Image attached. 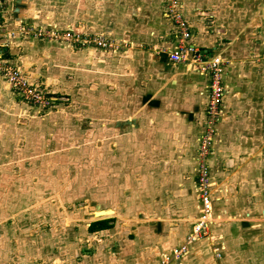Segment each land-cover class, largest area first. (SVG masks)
Segmentation results:
<instances>
[{
	"label": "rangeland",
	"instance_id": "obj_1",
	"mask_svg": "<svg viewBox=\"0 0 264 264\" xmlns=\"http://www.w3.org/2000/svg\"><path fill=\"white\" fill-rule=\"evenodd\" d=\"M160 2L2 0L6 33L29 35L36 43L29 53L19 40L0 42V264H248L264 256L249 246L251 225L264 226V123L260 134L253 132L248 107H242V119L235 105L226 107L202 156L206 102L193 119L172 105H138L136 90H123L122 79L105 81L103 68L88 60L81 76L72 70L51 74L47 88L36 75L47 66L42 47L51 53L67 45L72 51L91 47L102 51L103 64L109 58L121 65L122 52L131 47L124 41L130 11L148 19L152 13L157 21L151 27L160 30ZM162 4L171 27L174 14L185 20L180 0L169 11L167 0ZM84 25L86 35L78 39L101 36L106 46L64 36L80 35L75 28ZM9 67L47 102H29L18 93L5 74ZM202 167L211 193L219 195L216 220L205 236L187 244L200 212ZM108 208L110 215L93 214ZM99 219L111 227L89 231ZM223 229L230 232L221 253L216 234Z\"/></svg>",
	"mask_w": 264,
	"mask_h": 264
},
{
	"label": "crops",
	"instance_id": "obj_2",
	"mask_svg": "<svg viewBox=\"0 0 264 264\" xmlns=\"http://www.w3.org/2000/svg\"><path fill=\"white\" fill-rule=\"evenodd\" d=\"M160 1L157 15L159 23L156 24L159 27L163 24L164 27L160 30L151 27V24L157 21L152 17V13L148 19L142 14L130 11L132 19L128 28L129 35H126L124 41L129 42L131 47L122 52L121 65L116 60L109 58L103 64L102 51L97 52L91 47L72 51L68 45L69 48L64 44V50L52 49V53L49 49L44 50V47L39 48L43 54L47 53L45 73L38 74L36 72V75L43 77L41 83L45 85L44 88L48 87L47 80L51 74L72 70L76 77L81 76L83 70L89 65L88 60L92 61L90 67L99 64L100 69L103 68L105 81L114 84L115 81L119 82L122 79L123 90H125L124 85L136 90L137 97L134 98L136 99L134 103L138 105L146 104L154 108L160 105H172L179 108L177 114L180 116L183 115L189 119H193L195 115L196 117L201 116L199 115L201 114V105L207 99L208 76L197 71L191 65L173 63L168 60L167 52L176 43L175 26L171 27L168 24L166 14L162 12V0ZM180 4L189 28V41L208 55H214L224 61L221 75L224 108L220 119L224 118L226 107H230V105L236 106L234 113L242 119V107L246 109V106L251 112L249 119L251 130L260 134L262 131L260 127L264 123V0H227L224 2L222 0H180ZM4 11L2 9L0 14V42H6L9 46L19 40L22 47L27 44L29 53L30 51L34 52L35 46H31V43L33 41L35 44V39L27 37L29 35H24L19 39L18 35L9 36L6 33V28H3ZM141 18L145 19L147 23H140ZM126 21L125 19V22L120 25L125 26L128 22ZM86 26L75 28L80 31L78 32L81 33L80 35L76 34V31L74 33L79 36L86 35V32L83 31L89 27ZM89 29L92 27L90 26ZM110 31L115 32L109 30L106 32L107 36L111 35ZM165 37L167 38L162 41ZM95 56H97L96 59ZM34 62L35 60L32 61V63ZM57 62H59L58 65ZM26 79L28 80L27 75ZM50 96L53 101L56 100L55 94ZM240 121L238 120V122ZM232 127L234 126L231 124L230 128L232 129ZM212 196L215 210L214 200H217L219 195L213 193ZM99 210H103L105 216L113 212L112 209L110 211ZM262 215L264 217V211H262ZM233 228L237 234L241 233V227L234 226ZM251 228L249 246L252 253L256 251L258 255L260 251L264 253V226L255 224L251 225ZM229 232V230L223 229L216 234L218 242L215 249H220L221 253L226 248L225 243L229 239ZM192 245L195 246L194 243ZM221 253L219 254L221 255ZM248 264H264V256L256 257L255 255L249 259Z\"/></svg>",
	"mask_w": 264,
	"mask_h": 264
},
{
	"label": "built area",
	"instance_id": "obj_3",
	"mask_svg": "<svg viewBox=\"0 0 264 264\" xmlns=\"http://www.w3.org/2000/svg\"><path fill=\"white\" fill-rule=\"evenodd\" d=\"M166 11L172 10L176 6V0H167ZM2 0H0V14L2 11ZM175 20V35L176 43L175 46L168 50L167 57L170 62L182 63L193 66L197 71L204 73L208 76V88H207V99H206V137L203 140V145L201 148L202 156L208 152L207 141L211 138V133L213 131V124L217 120L218 116L221 114L222 101H223V84H222V71L224 66V61L214 55H208L204 50L192 44L189 41L190 33L189 28L185 20L180 16V14L173 15ZM65 37H71V39L76 41H81L82 43H88L91 41L95 46L103 48L106 46V40L101 36H94L92 40H83V38L78 39L76 34H71L67 32L64 34ZM76 36V38H74ZM0 43V47H1ZM109 45V44H108ZM8 76L12 87L21 95H23L29 102L44 104L47 102L46 97H44L41 92L32 88L30 84L25 80V78L20 74L18 69L7 68L5 72ZM204 166V165H202ZM204 167L201 170V177L198 181L199 187V217L197 218L193 230L187 238V244L196 241L200 236H205L213 223V202L212 193L210 190L211 182L208 176L204 172ZM218 250V249H215ZM217 255H220L217 253Z\"/></svg>",
	"mask_w": 264,
	"mask_h": 264
},
{
	"label": "trees",
	"instance_id": "obj_4",
	"mask_svg": "<svg viewBox=\"0 0 264 264\" xmlns=\"http://www.w3.org/2000/svg\"><path fill=\"white\" fill-rule=\"evenodd\" d=\"M111 227V223L108 219H99L94 220L89 223L88 230L89 231H98V230H104Z\"/></svg>",
	"mask_w": 264,
	"mask_h": 264
},
{
	"label": "water",
	"instance_id": "obj_5",
	"mask_svg": "<svg viewBox=\"0 0 264 264\" xmlns=\"http://www.w3.org/2000/svg\"><path fill=\"white\" fill-rule=\"evenodd\" d=\"M107 210L110 211L111 209L108 208ZM102 211H103V210L94 211L93 214H94L95 216H97V214L100 213V212H102Z\"/></svg>",
	"mask_w": 264,
	"mask_h": 264
},
{
	"label": "bare ground",
	"instance_id": "obj_6",
	"mask_svg": "<svg viewBox=\"0 0 264 264\" xmlns=\"http://www.w3.org/2000/svg\"><path fill=\"white\" fill-rule=\"evenodd\" d=\"M100 213H102V212H100Z\"/></svg>",
	"mask_w": 264,
	"mask_h": 264
}]
</instances>
